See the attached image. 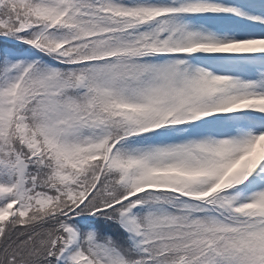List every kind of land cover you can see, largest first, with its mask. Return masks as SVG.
I'll use <instances>...</instances> for the list:
<instances>
[{"label": "snow or ice", "instance_id": "1", "mask_svg": "<svg viewBox=\"0 0 264 264\" xmlns=\"http://www.w3.org/2000/svg\"><path fill=\"white\" fill-rule=\"evenodd\" d=\"M0 264H264V0H0Z\"/></svg>", "mask_w": 264, "mask_h": 264}]
</instances>
